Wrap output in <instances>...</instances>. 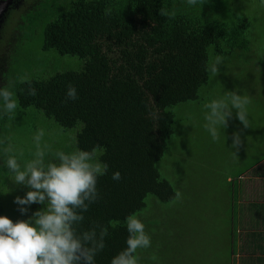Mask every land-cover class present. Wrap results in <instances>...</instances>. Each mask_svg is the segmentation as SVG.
Here are the masks:
<instances>
[{"label": "trees", "instance_id": "obj_1", "mask_svg": "<svg viewBox=\"0 0 264 264\" xmlns=\"http://www.w3.org/2000/svg\"><path fill=\"white\" fill-rule=\"evenodd\" d=\"M25 5L30 6L21 15L22 22L25 15L33 25L46 22L42 50L76 57L82 68L29 79L35 96L27 94L28 84L14 79L17 113L42 114L62 130L77 129L75 147L102 150L100 159L109 165V172L98 179L100 198L90 205L80 227L108 228L96 264H110L126 247L127 216L142 212L148 196L162 203L175 200L172 185L156 168L175 133L174 109L199 99L200 90L210 83L208 66L217 56L251 50L249 21L245 16L233 20L228 0H200L195 6L187 0H32ZM222 9L227 15L221 16ZM259 67L264 69V60ZM69 85L77 89L75 101L66 100ZM2 124L3 131L10 125L6 115ZM117 170L122 178L114 181L111 173ZM9 175L3 162L0 191L10 183L19 186ZM17 189L21 191H13L15 196L29 190L23 185ZM4 192H0V215L13 221L19 211L7 212ZM41 207L33 204L26 219ZM232 214L236 212L231 209L230 219ZM234 249L230 239V254Z\"/></svg>", "mask_w": 264, "mask_h": 264}, {"label": "rangeland", "instance_id": "obj_2", "mask_svg": "<svg viewBox=\"0 0 264 264\" xmlns=\"http://www.w3.org/2000/svg\"><path fill=\"white\" fill-rule=\"evenodd\" d=\"M16 1L15 6L4 8L0 14L4 20L0 28V71H8L6 87L12 90V81L22 77L29 80L80 71L82 62L78 58L42 50L45 20L33 25L25 15L22 22L21 15L30 6L25 3L32 0ZM228 4L234 11L230 14L233 20L239 21L240 16L248 19L251 50L226 55L217 75L210 73L209 86L200 90L199 99L174 109L175 133L156 168L161 179L170 182L176 198L162 203L148 196L146 207L136 215L151 237L150 248L137 250L138 264H233L229 250L230 211L238 209L239 173L264 156V69L259 67L264 60V4L261 0H228ZM225 15L226 9H222L221 16ZM229 92L248 98V125L244 127L233 110L227 128L213 140L204 128L205 105L224 99ZM6 119L10 125L1 131L0 148L3 152L12 146L21 162H27L34 153L32 136L41 128L45 130L43 143L50 152L76 148L78 130H62L42 114L23 117L16 110ZM234 133L241 140L236 149L231 147ZM19 186L10 183L3 194L8 213L18 207L12 193H20ZM26 217L18 212L13 222Z\"/></svg>", "mask_w": 264, "mask_h": 264}, {"label": "clouds", "instance_id": "obj_3", "mask_svg": "<svg viewBox=\"0 0 264 264\" xmlns=\"http://www.w3.org/2000/svg\"><path fill=\"white\" fill-rule=\"evenodd\" d=\"M200 0H187L195 6ZM264 4V0H261ZM223 58L217 56L208 66V71L217 75ZM28 84L27 94L36 95L27 77L20 79ZM66 100L78 99L75 86L69 85ZM247 97L229 92L224 99L205 105L204 128L213 140L218 139L233 117L244 127L248 125ZM19 102L10 87L0 86V115L15 113ZM45 130L38 129L32 136L35 151L27 162L17 159L12 146L4 149L7 159L4 164L15 184L29 189L25 195L16 196L14 203L21 215H27L33 204L43 207L28 215L27 219L13 222L0 215V264H96V256L105 248L108 228L94 224L81 229L85 213L97 202L100 194L98 179L108 174L109 165L100 159L102 150H84L79 147L65 152H50L43 143ZM231 147H239L238 133L231 137ZM117 170L111 179L121 180ZM6 191H0L4 192ZM128 233L126 247L114 255L110 264H138V249L151 247V237L145 231V224L136 215H129L123 221Z\"/></svg>", "mask_w": 264, "mask_h": 264}, {"label": "crops", "instance_id": "obj_4", "mask_svg": "<svg viewBox=\"0 0 264 264\" xmlns=\"http://www.w3.org/2000/svg\"><path fill=\"white\" fill-rule=\"evenodd\" d=\"M237 212L229 233L235 251L233 264H264V159L239 177Z\"/></svg>", "mask_w": 264, "mask_h": 264}, {"label": "flooded vegetation", "instance_id": "obj_5", "mask_svg": "<svg viewBox=\"0 0 264 264\" xmlns=\"http://www.w3.org/2000/svg\"><path fill=\"white\" fill-rule=\"evenodd\" d=\"M18 1L16 0H0V14H1V11L4 9V8H9V7H13L15 6V4L17 3ZM4 20H3V13L2 15L0 16V28L3 24ZM4 73L5 71H0V86H3V87H6L5 85V81H4ZM1 131H3V124H2V115H0V136H1ZM2 151V148H0V169L1 167L3 166V153L1 152Z\"/></svg>", "mask_w": 264, "mask_h": 264}]
</instances>
